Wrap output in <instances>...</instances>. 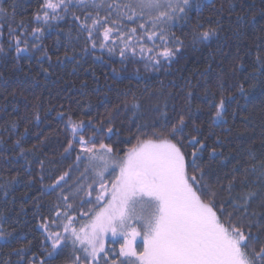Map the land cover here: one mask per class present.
<instances>
[{
	"label": "snow or ice",
	"instance_id": "obj_1",
	"mask_svg": "<svg viewBox=\"0 0 264 264\" xmlns=\"http://www.w3.org/2000/svg\"><path fill=\"white\" fill-rule=\"evenodd\" d=\"M194 2L199 11L200 0ZM206 2L213 4V0ZM77 7L83 11V17L71 11ZM190 7V0H43L36 21L45 27L33 28L31 32L37 44L29 48L26 40L21 38L27 33L16 35L15 30L9 28V36L15 44L16 66L20 67V58H30L40 50V38L52 28L53 21L65 20L71 15L78 26L76 38L79 39L81 33L86 34L85 40L92 49L99 47L112 53L118 48L122 58L139 54L153 67H159L162 62H170L180 51L184 41L169 29L187 18ZM249 11L246 0L239 5L213 6L215 17L210 16L207 24L198 22L191 29L192 43L218 40L226 12L230 23L233 12L239 23ZM3 15L5 12L0 8V16ZM20 27H23L22 23ZM67 36L71 42V32ZM260 39L264 44V37ZM169 44L175 47H169ZM81 51L87 52V47ZM2 52L4 48L0 46ZM43 58L50 60L46 51ZM65 62H76L75 55L69 56L65 52L63 59L58 57L57 63ZM50 68L51 64L43 69L46 75ZM237 72H246L242 61L234 63L229 74L235 80V92L246 94L244 81L264 76V55L257 52L252 71L243 80L236 79ZM218 87L221 88L218 99L211 91L200 97L208 103L211 121L216 125L227 122L229 102L235 100L234 94H224L222 83ZM208 96L212 97L210 101ZM36 99L39 103L33 105L32 118L39 121L42 101L39 97ZM192 101L193 93L188 91L185 109L176 112L173 105L175 115L172 117L167 111H161L159 105L154 106L159 119L137 124L136 143L123 155H118L109 144L97 143L99 133L110 139L112 135H119L118 131L112 127L94 126L91 120H73L69 114L65 127L70 129L71 138L64 151L76 152L77 169L80 165L84 169L74 185H68L66 178L70 179V176L65 172L48 186L50 193L60 190L57 203L52 205L51 218H45L39 224L50 250L45 249L44 257L34 256L29 264H51L69 247L72 264H264V214L252 210V201L264 197V192L249 190L232 196L237 183L233 176L225 189L229 196L224 199L206 181L207 173L201 160L208 145L202 126L192 121L191 131H187L193 113L201 111L199 106L192 107ZM124 107L137 116L141 105L133 99L124 102ZM164 108H168L167 101ZM51 110L50 105L48 111ZM56 115L65 120V113L57 112ZM17 126L16 121L11 122L12 128ZM88 128L93 131L85 137L83 133ZM15 143L19 145L20 139ZM186 148L190 150L186 152ZM215 155L216 149L212 148L210 157ZM249 156L254 162L247 167L240 165L233 171L244 172L242 184L248 183L249 173L258 174V181L264 182V159L257 158L252 152ZM15 182L13 177L0 185L5 189V195ZM11 236V232L6 233L0 228V240L7 243ZM138 237L142 251L136 248ZM109 238L113 242L120 241L118 249L107 246ZM23 251L18 250L17 255Z\"/></svg>",
	"mask_w": 264,
	"mask_h": 264
},
{
	"label": "trees",
	"instance_id": "obj_2",
	"mask_svg": "<svg viewBox=\"0 0 264 264\" xmlns=\"http://www.w3.org/2000/svg\"><path fill=\"white\" fill-rule=\"evenodd\" d=\"M42 2L3 0L0 3L5 12L0 16V46L4 48L0 53V185L13 177L17 180L8 187L7 195L0 187V228L12 233L7 243L0 240V264H29L34 256L44 257L45 249L50 250L39 224L45 218H51L52 205L57 203L60 190L50 193L48 186L65 172L70 176V179L66 178L68 185H74L84 169L83 165L77 169L76 152L64 151L71 138L70 129L65 127L69 114L73 120H91L94 126L112 127L118 131L119 135H112L110 139L99 133L97 143L109 144L118 155H123L136 143V125L159 119L154 106L159 105L161 111H167L172 117L175 115L172 106L175 105L176 112L183 111L186 93L191 91L192 107L199 106L201 111L193 113L187 131H191L192 121L202 126L208 145L201 160L207 173L206 181L224 199L229 196L225 189L233 176L237 183L232 196L249 190L264 192V182L258 181V174L249 173L248 183L242 184L244 172L233 171L240 165L247 167L254 162L250 152L264 159V76L245 80L246 94H240L235 92V80L229 74L234 63L242 61L246 72H237L236 79L243 80L252 71L257 52L264 55V44L260 39L264 37V0H246L250 11L239 23L235 12L231 23L226 12L219 39L195 44L191 41V29L198 22L207 24L208 17H215L213 6L239 5L242 0H213V4L200 0L199 11L192 0L187 18L169 29L184 43L170 62H162L159 67H153L139 54L122 58L118 48L112 53L99 47L92 49L85 40L86 34L81 33L79 39L76 38L78 26L69 15L65 20L52 22V28L40 38V50L30 58H20L17 68L15 44L9 36V28L14 29L16 35L26 32L27 35L21 38L26 40L29 48L37 44L31 32L33 28L45 27L36 21ZM71 11L83 17L80 8ZM21 23L23 27H20ZM69 32L71 42L67 36ZM147 46L152 47L151 44ZM85 47L87 52L81 51ZM169 47L175 45L169 44ZM45 51L50 60L43 58ZM65 52L69 56L75 55L76 62L57 63L58 57L63 59ZM50 64L46 75L43 69L49 68ZM220 83L224 86V94H234L235 100L229 102L227 122L216 125L211 121L208 103L200 97L211 91L218 99ZM37 97L42 101L39 121L32 118L33 105L39 103ZM133 99L141 105L137 116L124 107V102ZM211 99L208 96V100ZM165 101L167 109L164 108ZM50 105L52 110L48 111ZM57 112L65 113V120H60ZM12 121L17 122L16 128L11 127ZM92 131L88 128L83 135L87 137ZM18 138L19 145L15 143ZM212 148L216 149L217 155L210 157ZM189 150L185 149L186 152ZM252 210L264 214V197L252 201ZM252 230L255 232L256 228ZM119 243L109 238L107 246L118 249ZM136 248L142 251L139 237ZM20 249L24 251L17 255ZM51 264H72L71 247L64 249Z\"/></svg>",
	"mask_w": 264,
	"mask_h": 264
},
{
	"label": "rangeland",
	"instance_id": "obj_3",
	"mask_svg": "<svg viewBox=\"0 0 264 264\" xmlns=\"http://www.w3.org/2000/svg\"><path fill=\"white\" fill-rule=\"evenodd\" d=\"M192 0H190V2H191Z\"/></svg>",
	"mask_w": 264,
	"mask_h": 264
}]
</instances>
